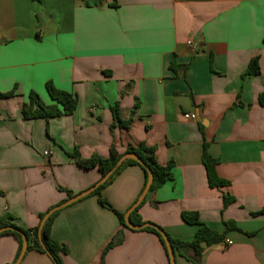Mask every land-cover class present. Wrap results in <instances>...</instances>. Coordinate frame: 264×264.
Masks as SVG:
<instances>
[{
    "label": "crops",
    "instance_id": "1",
    "mask_svg": "<svg viewBox=\"0 0 264 264\" xmlns=\"http://www.w3.org/2000/svg\"><path fill=\"white\" fill-rule=\"evenodd\" d=\"M112 2L0 0V93L14 91L0 98V215L35 228L40 214L101 179L70 154L106 158L111 147L122 154L145 143L160 165L172 164L173 177L147 193L141 220L191 241L198 226L181 213L195 212L224 235L196 264H264V213L255 215L264 209V0ZM256 56L260 73L245 76ZM47 82L74 94L76 109L48 122L25 120L30 92L53 103ZM116 103L128 128H111ZM205 144L225 187L208 186ZM142 186L143 172L131 165L101 196L125 212ZM227 194L234 201L224 208ZM56 212L50 237L66 249L63 264H169L158 237L141 230L123 229L122 242L104 254L121 225L97 195ZM17 247L13 236H0V264H13ZM20 264L53 262L29 251ZM175 264L195 263L176 255Z\"/></svg>",
    "mask_w": 264,
    "mask_h": 264
},
{
    "label": "trees",
    "instance_id": "2",
    "mask_svg": "<svg viewBox=\"0 0 264 264\" xmlns=\"http://www.w3.org/2000/svg\"><path fill=\"white\" fill-rule=\"evenodd\" d=\"M38 1V0H34ZM112 6H116V0H113ZM264 43V39H263ZM171 68L176 71L177 67L175 66L174 62L171 63ZM260 73L259 68V58L258 56L253 57L246 68L245 76L246 75H258ZM47 93L52 100V104L45 105L41 102L39 96L35 92H30L28 94V102L23 104L22 107V116L25 120H37V119H43L46 122L57 119L62 116H68L71 115L77 106V98L74 94L57 89L51 82H47L46 85ZM14 95V91L8 92V93H0V98H8L12 97ZM259 103L260 105L264 106V94L259 95ZM111 112L113 115V125L111 128H113L115 125H119L120 127L128 128V125L130 121L124 122L119 118V111H118V104L116 103L112 108ZM132 152L135 153L142 163L150 170L152 173L153 179L152 183L150 185L149 191L154 192L157 189H159L161 186H163L166 182L170 181L172 179V172L171 167L172 164L169 163L166 166H162L158 163L156 158V149L155 147L147 146L145 143H140L136 147H128L124 153ZM124 153H118L114 147L110 148L109 155L106 158H101L99 156L93 155L89 158H82L77 151L70 154V156L74 159L75 163L84 169H91L96 168L101 178L108 173V171L116 164L118 159L124 154ZM202 165L205 168L206 177H207V183L210 188H221L225 187L229 184L228 181L221 179L217 173H216V166L218 164V159L213 158L209 155L207 151V145L205 144L203 146V152L201 156ZM137 166L141 169L143 172V186L141 189L140 194L144 190L148 175L143 165L139 164L138 162L134 160H126L124 161L119 167L116 168V170L112 173V175L106 180L104 184L99 186L95 191L91 193V195H97L98 196V203L109 210H111L115 216L117 217L119 224L121 225V229L117 231V233L111 238L109 243L107 244L104 254L111 248L115 247L116 245L120 244L123 240V229H128L124 225V215L125 213L134 205V203L127 209L125 212H119L114 210L111 205L101 196V191L109 185L119 173L123 169H125L127 166ZM68 197L72 196L71 192H66ZM139 194V196H140ZM138 196V197H139ZM223 207H227L230 205L234 198L230 195H223ZM143 204L141 202L131 213H130V221L134 225H142L144 222L139 217L138 210L140 206ZM48 212V211H47ZM43 213L39 215V224L32 229H23L19 226H17L13 220L14 217L8 213L5 212L2 215H0V228L4 226H11L19 229L21 232H23L28 241L27 251H36L40 254L47 255L53 262V264H63L61 256L66 253V249L64 246L60 245L56 241H54L50 237V229L51 225L53 223V220L58 212L53 213L43 224L40 236H39V226L41 223V220L47 213ZM264 209H262L260 212L256 213L263 214ZM182 220L191 225H197L198 229L191 241H182L178 239H173L167 235V238L170 241L171 248L173 250L174 258L176 255H179L183 258H185L188 261H191L193 263H198L199 259L201 257V254L205 250V248L221 244L224 239L223 234H219L213 230H210L206 226H204L200 221L198 214L195 212H182L181 213ZM225 226L227 229L232 228V224L225 222ZM159 227V226H158ZM129 230V229H128ZM132 231V230H131ZM141 231H146L154 234L158 237L163 250L165 252V255L167 257V260L169 262L168 254L166 252V247L163 243V240L161 239L160 235L152 228H145ZM2 235H11L15 238L17 242V253L15 259H17L21 247H22V239L21 236L18 233L12 232V231H6L0 234ZM170 264V262H169Z\"/></svg>",
    "mask_w": 264,
    "mask_h": 264
},
{
    "label": "water",
    "instance_id": "3",
    "mask_svg": "<svg viewBox=\"0 0 264 264\" xmlns=\"http://www.w3.org/2000/svg\"><path fill=\"white\" fill-rule=\"evenodd\" d=\"M126 160H134L136 162H138L139 164L143 165L147 175H148V179H147V183L146 186L144 188V190L142 191V193L140 194V196L138 197L137 201L134 203V205L125 213L124 215V225L131 230H143L145 228H152L154 229L161 237V239L163 240V243L166 247V252L168 254V258H169V262L170 264H175V258H174V254H173V250L171 248L170 245V241L167 238V235L165 234V232L158 227L155 224L152 223H144L142 225H134L133 223H131L130 221V213L145 199L150 185L152 183V173L150 172V170L142 163V161L140 160V158L132 152H128V153H124L116 162V164L108 171V173L106 175H104L94 186H92L91 188L67 199L65 202L54 206L53 208H51L43 217V219L41 220L40 226H39V236H40V231L41 228L43 226V224L45 223V221L56 211H59L60 209L71 205L72 203L77 202L78 200H80L81 198L89 195L90 193H92L93 191H95L99 186H101L102 184H104L106 182V180L112 175V173L116 170L117 167H119L124 161ZM6 231H12L15 233H18L21 236L22 239V247H21V251L17 257V259L15 260V262L13 264H20V262L22 261L23 257L25 256V253L27 251V246H28V241H27V237L26 235L21 232L19 229L15 228V227H11V226H4L0 228V234H2L3 232ZM48 255V253H47ZM49 256V255H48Z\"/></svg>",
    "mask_w": 264,
    "mask_h": 264
},
{
    "label": "built area",
    "instance_id": "4",
    "mask_svg": "<svg viewBox=\"0 0 264 264\" xmlns=\"http://www.w3.org/2000/svg\"><path fill=\"white\" fill-rule=\"evenodd\" d=\"M189 43H191V42H189ZM184 117L186 118V119H194L195 118V115L194 114H186V115H184ZM50 154V152L49 151H45L44 152V155L45 156H48ZM232 244V242H230V241H226V245H231Z\"/></svg>",
    "mask_w": 264,
    "mask_h": 264
}]
</instances>
